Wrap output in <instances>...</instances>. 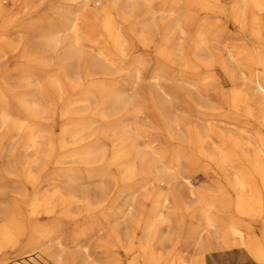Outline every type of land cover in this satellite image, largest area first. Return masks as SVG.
<instances>
[{
  "label": "rangeland",
  "instance_id": "374dc122",
  "mask_svg": "<svg viewBox=\"0 0 264 264\" xmlns=\"http://www.w3.org/2000/svg\"><path fill=\"white\" fill-rule=\"evenodd\" d=\"M175 1L31 0L7 22L0 20V209L22 207L34 195L20 178L24 159L34 160L35 171L44 159L62 160L61 166L68 168L75 166L74 159L93 152L92 166L82 165V172L104 171L119 177L135 171L126 194L130 264H169L181 255L187 260L193 257L196 251L189 239L203 229L205 219L198 198L183 196L175 175L188 176L195 188H201L208 184L206 174L214 163L197 153L192 127L178 135L163 123L159 111L162 92L173 106L176 101L174 66L161 52L164 33L157 24L175 10ZM148 6L154 10L153 18L147 15ZM262 8L256 14L264 15ZM151 20L154 25L149 27ZM54 30L63 40L58 54L36 52ZM72 39H78L82 57L65 68L58 58ZM240 43L252 46L247 40ZM209 85L205 106L187 107L185 115L203 133L213 125L249 141L252 133L245 119L238 127L229 124L236 114L222 104L219 89L230 91L232 84L221 75V82ZM115 91L132 102L112 114ZM36 104L40 108L34 110ZM119 122H127L140 136L141 152H132L116 136ZM218 136L209 138L204 147L216 148L221 143ZM165 172L173 176L170 183L161 180ZM50 189L46 186L41 192ZM158 191L168 194L164 203L157 201ZM251 210L239 228L246 236L258 237L264 230V203ZM202 235L205 238L206 232ZM257 242L264 248L263 239ZM203 264L263 263L240 244L205 250Z\"/></svg>",
  "mask_w": 264,
  "mask_h": 264
},
{
  "label": "bare ground",
  "instance_id": "6f19581e",
  "mask_svg": "<svg viewBox=\"0 0 264 264\" xmlns=\"http://www.w3.org/2000/svg\"><path fill=\"white\" fill-rule=\"evenodd\" d=\"M30 1L0 0V20L7 22ZM262 3L176 0L175 10L157 23L164 33L161 52L173 64L175 76V106L166 92L158 100L162 121L178 135L192 127L197 153L214 163L206 174L208 184L201 188H195L188 176L175 175L176 182H181L180 191L185 192L183 196L198 198L205 224L190 236V246L196 251L193 257L187 260L181 255L169 264H203L205 250L233 249L240 244L264 264V248L257 242L264 240V230L257 237L246 236L239 228L243 217L264 203V15L256 14L263 10ZM147 15L154 16L149 6ZM154 21L149 22V27ZM55 33L56 30L45 36L36 52L56 56L63 40ZM244 40L252 46L240 43ZM81 57L79 41L72 39L59 54L58 63L70 68ZM221 75L232 84L230 91L219 89L222 104L236 114L234 119L226 113L224 116L237 127L241 118L245 119L252 133L247 142L240 134L221 132L213 125L203 133L185 115L187 107L205 106L209 81L221 82ZM111 98L112 114L132 102L120 91L113 92ZM39 108L36 104L34 110ZM114 132L132 152H141L140 136L127 122L116 124ZM217 134L221 143L207 150L206 141ZM36 137H30L31 146H35ZM92 154L74 159L71 163L75 166L68 168L61 166L62 160L44 159L38 171L32 168L34 160H23L25 170L20 178L34 195L22 207L0 209V264H130V203L126 194L128 180L135 171L119 177L104 171L82 172V165L92 166ZM170 177L173 176L165 172L161 180L170 183ZM46 186L51 189L42 194ZM167 195L158 191L157 201L164 203Z\"/></svg>",
  "mask_w": 264,
  "mask_h": 264
}]
</instances>
